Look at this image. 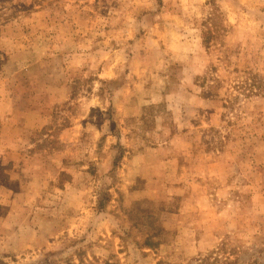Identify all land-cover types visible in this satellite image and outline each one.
I'll use <instances>...</instances> for the list:
<instances>
[{
  "label": "rangeland",
  "instance_id": "obj_1",
  "mask_svg": "<svg viewBox=\"0 0 264 264\" xmlns=\"http://www.w3.org/2000/svg\"><path fill=\"white\" fill-rule=\"evenodd\" d=\"M0 264H264V0H0Z\"/></svg>",
  "mask_w": 264,
  "mask_h": 264
}]
</instances>
